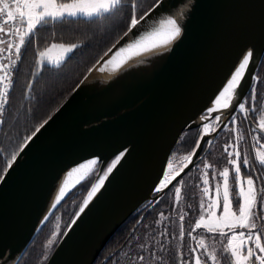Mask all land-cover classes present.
<instances>
[{"label": "water", "instance_id": "obj_1", "mask_svg": "<svg viewBox=\"0 0 264 264\" xmlns=\"http://www.w3.org/2000/svg\"><path fill=\"white\" fill-rule=\"evenodd\" d=\"M186 12L182 34L171 46L135 58L117 72H109L108 66L100 70L113 54L107 51L28 143L0 182V263L18 264L58 207L93 173L53 209L58 186L70 169L97 159L95 183L124 152L46 263L96 264L123 224L168 192L154 191L166 160L184 132L212 122L201 117L247 50L253 52L249 68L257 75L264 58V0H191ZM168 14L166 8L157 10L149 24L158 25ZM128 39L115 43L113 52ZM251 83L246 72L242 97L248 96ZM236 114L231 107L213 113L221 116L220 127L204 139L214 141ZM202 146L191 171L210 148Z\"/></svg>", "mask_w": 264, "mask_h": 264}, {"label": "snow or ice", "instance_id": "obj_2", "mask_svg": "<svg viewBox=\"0 0 264 264\" xmlns=\"http://www.w3.org/2000/svg\"><path fill=\"white\" fill-rule=\"evenodd\" d=\"M190 4L191 0H180L177 3H169V0H155L146 10H142V0H72L70 3H58L57 0H0V126L6 123L4 117L13 86L12 72L21 59L22 48L26 43L31 42L39 25L61 20L65 16L117 15L129 7L130 13L127 18L126 30L123 32V36L116 41V44H120V41L125 37L129 39L115 52H113V48H116L115 44L113 48L108 49V52L113 54L110 59L104 61L100 69L104 71L109 65L118 66L117 58L121 57L122 53L136 49L150 51L151 48L158 47L157 44L149 46L146 43L154 36L164 33L166 35V39L162 42L164 44L178 39L182 34V25L176 17L179 16L183 19L187 16L185 10L189 8ZM162 8L168 9L169 14L162 17L158 25L149 24L153 13ZM148 28H151V31H147ZM12 37L15 39H11ZM57 46L63 49L66 54H71L82 44L52 45L53 48ZM46 51L38 52V66L45 62ZM6 52L7 56L4 55ZM252 59V51L243 54L238 67H235L234 71L230 73V78L227 79L223 90L219 91L214 98V106L208 108L207 114L201 117L202 121L211 120L212 122L203 123L202 127L198 125L200 139L196 142L195 148L187 155L177 156L174 153L171 159L166 160L167 170L162 172L163 178L158 181V186L154 187L156 193L167 189L172 192L175 202L178 205L182 204L184 198L182 174L187 175L185 169H189V165L194 163L193 158L197 155V150H204L202 143L212 145L213 141L205 140L204 136L215 132L216 128L220 127L221 116H213V113L231 107L233 113H242L244 118L248 119L250 113L259 112V119L253 131L264 134V95L258 93L257 90L259 85L264 84V78L252 74L249 68ZM5 60L6 63L3 62ZM61 63H63L62 60L55 61L56 66H60ZM246 72L251 76L252 83L249 85V95L242 97L241 90ZM31 87L32 85L29 83L28 88L31 89ZM234 99L235 103H233ZM50 119L51 117L35 127L31 134L25 138L24 144L18 151H12L10 158L5 161L4 174H0V182L13 168L28 143L37 137V134L45 128ZM237 119V115H230L231 123L235 124ZM224 127L227 129V125ZM231 131L237 133L235 142L226 144L224 147V152L229 157L226 163L231 166V169L225 166L222 170H217L212 163H203L201 170L203 186L200 187L199 201L200 214L194 225L191 224V221L189 222L190 229L187 230V236L195 242V246L188 245L187 258L183 252L177 253L179 264H264V143H261L264 135L253 137L255 141L253 146L256 148L253 161L249 159L247 152H244L242 156L240 142L244 140L243 132L238 128H233ZM124 154L121 152L117 155L108 165L106 171L99 175L96 182L92 184L91 190L88 191L87 197L80 207V213L84 212L93 196L103 187L105 180L119 164ZM98 163L97 159L88 160L86 163L73 167L68 171L67 176L72 177L76 173H81L82 170H87L80 177L83 180L88 174L97 171ZM256 165H259L258 169ZM242 168L247 169V173H242ZM209 169H212L211 178ZM211 181H215V183L212 184ZM67 186L68 181L65 180L52 205L53 209L64 198ZM213 191L214 195H210ZM188 207L191 208L192 205L189 204ZM186 215L187 213L181 207L178 217L180 221L178 239L180 241L185 238L186 229L183 222ZM166 219L168 217H165L161 212L157 223H162ZM47 220L48 216H45L44 221ZM75 222L73 220L72 224ZM198 229H204L206 233L213 234L214 237L224 238L221 241L220 249L218 250L214 244L210 246L206 242V236L193 235ZM161 235L167 237V230ZM52 243L53 241L50 240L49 244ZM138 248L139 251L135 254L125 253L130 264H169L165 255L161 254L168 251L163 244L160 245L159 253L145 243H140Z\"/></svg>", "mask_w": 264, "mask_h": 264}, {"label": "trees", "instance_id": "obj_3", "mask_svg": "<svg viewBox=\"0 0 264 264\" xmlns=\"http://www.w3.org/2000/svg\"><path fill=\"white\" fill-rule=\"evenodd\" d=\"M57 2L70 3L72 0H57ZM142 2V10H146L155 0H142ZM129 13L130 8L126 7L122 13L117 15L65 17L61 20L50 21L47 24L38 26L31 38V42L26 43L21 50V59L17 62L15 68L14 85L9 94V104L6 106L4 117L6 123L0 126V174H4L5 161L10 158L12 151L19 150L24 144L25 138L31 134L35 127L48 119L68 99L88 71L123 36ZM69 43H79L82 46L74 50L60 66L46 64L45 62L40 66L37 65V60L39 59L38 52L53 44L67 45ZM257 75L264 78V58ZM29 83L32 85L31 89L28 88ZM257 90L258 93L264 95V84L259 85ZM236 115L238 117L237 120L240 122L239 127L243 130L246 143L249 145V159L253 160L248 137L250 134L246 126L253 130L256 127L260 113H250L248 119H245L242 113H237ZM231 126H233V123L229 122L227 129H224L213 141L212 145H210L208 151L202 154L200 163L183 178L184 198L182 204L178 205L172 192L168 191L157 200L152 201V203L144 205L135 214L137 215L139 211L149 208L153 210L156 221L149 220L145 223L146 227L144 230L138 229L126 245H124V248H120V244L114 243L118 239V233L126 225L123 224L124 226L112 237L99 256L97 264L101 261L103 262L111 253L113 254L109 257L110 259L106 264H130L125 253L135 254L139 251L138 245L140 243H145L157 253H159L160 245L163 244L168 251L161 254L165 255L169 264H179L177 253L183 252L185 254V246H187L188 251V245L194 243L187 236V230L190 229L189 222L191 221V224L194 225L195 220L198 219L200 214V195H197V188L200 186L197 182L201 178V174L197 172L198 168L205 159H212L215 166L220 169L225 166L230 167L226 163L229 157L224 152L227 140L223 143L221 139ZM255 133L258 136L264 135L259 132ZM199 137L200 129L184 132L172 154L177 152L179 154H188L195 148ZM247 171V169L242 168V173H247ZM96 172H93L63 201L36 235L18 264L47 263L78 213L88 191H90ZM189 204L192 205L191 208L188 207ZM181 207L187 213L183 222L186 229L183 241L178 239L180 225L178 217ZM172 209H174L175 216H173ZM194 209H197V211H194ZM161 212L168 219L158 224L157 221L160 219ZM58 214H61L63 222L62 231L55 245L51 248L50 253H47L48 246L46 243L50 240L49 236L51 235V232H47V230L53 218ZM141 220L143 222L146 218H142ZM165 230H167V237L161 235ZM202 230H197V233H200ZM173 232H175V235ZM143 234H145L144 237ZM113 249L114 252H110Z\"/></svg>", "mask_w": 264, "mask_h": 264}, {"label": "rangeland", "instance_id": "obj_4", "mask_svg": "<svg viewBox=\"0 0 264 264\" xmlns=\"http://www.w3.org/2000/svg\"><path fill=\"white\" fill-rule=\"evenodd\" d=\"M65 17H68V16H65ZM64 17V18H65ZM76 17H88V16H84V15H77V16H75V17H68V18H76ZM55 45H59V44H55ZM47 50V51H46ZM43 51H46V56H45V58H44V60H45V63L46 64H50V65H56L55 64V61H58V60H62L63 62L67 59V57H69L71 54H66L65 52H64V50L63 49H61L60 47H55V48H53L52 47V45L51 46H49V47H47L46 49H44ZM49 61H51V62H49ZM44 64V63H43ZM244 115V114H243ZM240 122L238 121V120H236V122H235V124H233V126H231L227 131H226V134H225V136L221 139V141L224 143L226 140H227V142H226V144H229V143H233V142H235V137H236V135H237V133L236 132H234V131H231V129H233V128H238V129H240L242 132H243V130L241 129V127H239L240 125ZM247 127V130L249 131V134L250 135H248V137H249V144H250V148H251V152H252V159L254 160L255 159V151H256V148H254V143H255V141H254V139H253V137H259L258 135H257V133H255L252 129H249L248 128V126H246ZM243 134H244V132H243ZM261 143H264V139H262L261 140ZM248 149H249V145H248V143H246V139H245V134H244V140L243 141H241L240 142V150H241V153H242V156H243V153L244 152H247L248 153ZM230 151H231V149H229ZM177 156H183V155H187V154H185V153H181V154H179L178 152L177 153H175ZM173 155V154H172ZM171 158H172V156H171ZM204 162H209V163H212L213 165H214V168L215 169H217V170H222V169H220V168H217V166H215V164L213 163V161H212V159L210 160V159H205L202 163H201V165L199 166V168H198V173L199 174H201V170L203 169V163ZM256 168L258 169L259 168V165H256ZM230 169H231V166H230ZM208 172H209V177L211 178V174H212V169H209L208 170ZM212 184H214L215 183V181H212L211 182ZM197 184L200 186V187H202L203 185H202V181H201V178L200 179H198V182H197ZM200 187L199 188H197V195L199 194L200 195ZM193 188V187H192ZM210 195H214V191L213 192H211L210 193ZM194 211H197V209H194ZM219 214V213H218ZM62 226H63V222H62V220H61V214H58L57 216H55L54 218H53V220L51 221V223L49 224V228H48V230H47V232H51V235L49 236V239L51 240V241H53V243L52 244H49V241L46 243L47 244V248H48V251H47V253H50V251H51V248L55 245V243H56V240L58 239V236L60 235V233H61V231H62ZM199 230V229H198ZM46 232V233H47ZM199 232V231H198ZM193 234H196L198 237L199 236H204V233H197V232H195V233H193ZM206 235V234H205ZM208 236V239L209 240H207L206 242L211 246V245H215L216 246V242H217V239H221L222 237H214L213 235H207ZM222 239H224V238H222ZM192 242H194V241H192Z\"/></svg>", "mask_w": 264, "mask_h": 264}, {"label": "bare ground", "instance_id": "obj_5", "mask_svg": "<svg viewBox=\"0 0 264 264\" xmlns=\"http://www.w3.org/2000/svg\"><path fill=\"white\" fill-rule=\"evenodd\" d=\"M188 9V8H187ZM187 9L185 10V11H187ZM177 19H178V21L180 22L182 19L179 17V16H177L176 17ZM166 39V35L164 34V33H161L160 35H157V36H154V37H152L150 40H148V41H146V43L149 45V46H151L152 44H157V45H159L158 47H155V48H151V50L150 51H141V50H139V49H136V50H132V51H129V52H125V53H122L121 54V57H118L117 58V65L118 66H115V65H109L108 67L110 68V70H109V72L112 70V72H117L120 68H122V67H124L128 62H130L131 60H133V59H135V58H139V57H141V56H144V55H146V54H149V53H151V52H154V51H158V50H161V49H163V48H165V47H167V46H171V44L174 42V41H171L170 43H168V44H164V43H162L164 40ZM177 40V39H176ZM248 51V50H247ZM246 51V52H247ZM250 51V50H249ZM245 52V53H246ZM244 53V54H245ZM242 60V58L240 59V61ZM239 61V62H240ZM239 62L237 63V65H236V67H238V65H239ZM235 69V68H234ZM234 71V70H233ZM232 71V72H233ZM106 72V71H105ZM110 74H113V73H110ZM230 78V76L228 77V79ZM226 83H227V81L225 82V84L223 85V86H225L226 85ZM223 90V87H222V89L220 90V91H222ZM214 106V101L212 102V104L210 105V107H213ZM209 107V108H210ZM228 109V108H227ZM226 109H221L220 111H218L219 113H222V112H224ZM91 160V159H90ZM87 161H85V162H83V163H86ZM82 164V163H81ZM71 170V169H70ZM69 170V171H70ZM167 170V169H166ZM87 172V170H82V172L81 173H76V174H74L72 177H68L67 176V173L64 175V177L62 178V181H61V183L59 184V186H58V189H57V192H56V196L59 194V189H60V187H62L63 186V182L65 181V180H67L68 181V186H67V189H66V194L74 187V186H76L80 181H82L81 179H80V177L82 176V175H84V173H86ZM89 175V174H88ZM87 175V176H88ZM79 181V182H78ZM65 194V195H66ZM95 196V195H94ZM93 196V197H94ZM7 261L6 260H4V261H2L0 264H7L6 263Z\"/></svg>", "mask_w": 264, "mask_h": 264}, {"label": "flooded vegetation", "instance_id": "obj_6", "mask_svg": "<svg viewBox=\"0 0 264 264\" xmlns=\"http://www.w3.org/2000/svg\"><path fill=\"white\" fill-rule=\"evenodd\" d=\"M172 211H173V216H175V212H174V209H172ZM140 212V213H139ZM138 212V214L136 215V214H134V215H132L127 221H126V223H124V227L122 228V231L120 232V233H118L119 232V230L116 232V233H118L119 234V236H118V239H116V241H115V243L114 244H120L121 246H120V248H124V245H126V243L132 238V236L134 235V233H136V231L138 230V229H141V230H144V228L146 227V225H145V223H147L149 220H155L156 221V216L154 215V212H153V210H151V209H149V208H146V209H144V210H142V211H139ZM134 216V217H133ZM142 218H146V220H144L143 222H142ZM175 219V218H174ZM173 219V220H174ZM154 221V222H155ZM174 228V227H173ZM201 233H204V236H206L207 237V240H209L208 239V236L207 235H213V234H210V233H206L205 232V230L203 229L202 231H201ZM173 234L175 235V232H173ZM206 234V235H205ZM145 236V234H143V237ZM223 239L221 238V239H219L217 242H216V248L219 250L220 249V247H221V241H222ZM111 241V240H110ZM109 241V242H110ZM192 246H195V242L194 243H192ZM185 249H186V253H185V255H186V257H187V254H188V251H187V246H185ZM110 252H114V249L113 250H111ZM113 253H111V254H109L107 257H108V260L110 259L109 257H111V255H112ZM185 257V258H186ZM102 263V261L100 262V263H98V264H101ZM96 264H97V262H96Z\"/></svg>", "mask_w": 264, "mask_h": 264}, {"label": "built area", "instance_id": "obj_7", "mask_svg": "<svg viewBox=\"0 0 264 264\" xmlns=\"http://www.w3.org/2000/svg\"><path fill=\"white\" fill-rule=\"evenodd\" d=\"M11 39H15L14 37H12ZM4 55L5 56H7L8 55V53L6 52V53H4ZM3 62H7L6 60L5 61H3ZM15 68H16V66H15ZM12 80H13V85H14V81H15V69L13 70V72H12ZM13 87V86H12Z\"/></svg>", "mask_w": 264, "mask_h": 264}]
</instances>
